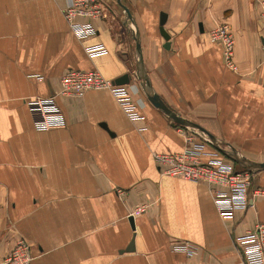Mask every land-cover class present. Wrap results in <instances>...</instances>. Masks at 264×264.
Segmentation results:
<instances>
[{
  "label": "crops",
  "instance_id": "0c3cea01",
  "mask_svg": "<svg viewBox=\"0 0 264 264\" xmlns=\"http://www.w3.org/2000/svg\"><path fill=\"white\" fill-rule=\"evenodd\" d=\"M73 1L0 0V259L24 238L32 264H245L236 239L264 222V199L219 213L206 183L162 174L154 155L182 152L191 133L205 144L203 161L224 156L146 98L118 1L98 0L100 17L77 19L96 29L83 39L64 16ZM120 1L160 97L264 162L263 0ZM222 25L234 37L237 70L210 36ZM95 45L107 53L89 57L86 48ZM71 69L95 70L115 83L130 75L126 86L142 118L131 119L108 90L60 95ZM51 95H58L67 126L37 131L27 101ZM254 185L264 188V170ZM140 207L133 229L129 219Z\"/></svg>",
  "mask_w": 264,
  "mask_h": 264
},
{
  "label": "built area",
  "instance_id": "2783aa9c",
  "mask_svg": "<svg viewBox=\"0 0 264 264\" xmlns=\"http://www.w3.org/2000/svg\"><path fill=\"white\" fill-rule=\"evenodd\" d=\"M264 3V0H263ZM101 5L98 0H74L65 10L64 16L73 32L81 39L96 33L90 23L77 22L79 17H100ZM211 38L222 46L227 65L237 70L234 62L235 41L227 25L219 26L211 32ZM89 57H97L107 53L103 45L86 48ZM38 80L43 77L36 75ZM91 90H108L120 103L131 119H141L138 104L134 101L130 89L126 85L116 84L105 78L98 71L68 70L61 78L60 95L83 98ZM58 95L37 97L27 101L34 127L37 131L63 129L67 120L57 102ZM187 147L179 153H157L154 162L162 169V174L193 182L206 183L212 193L213 201L219 213L234 210H246L255 200L264 199V188L255 187V173L238 170L226 157L203 161L204 145L194 134L186 136ZM219 154H221L218 151ZM145 207L136 209L132 216L144 213ZM245 264H264V222H259L255 229L236 239ZM175 250H186L185 246H176ZM31 245L26 239H20L15 248L0 259V264H32Z\"/></svg>",
  "mask_w": 264,
  "mask_h": 264
},
{
  "label": "water",
  "instance_id": "95a60500",
  "mask_svg": "<svg viewBox=\"0 0 264 264\" xmlns=\"http://www.w3.org/2000/svg\"><path fill=\"white\" fill-rule=\"evenodd\" d=\"M118 3L122 6L124 9V12L127 16L126 20L129 22V29L132 33V37L136 43V76L141 81V87L144 91V94L146 98L150 101V103L157 109L161 110L164 114H166L172 121H174L176 124L185 127L187 129L193 128L195 130H198L202 133V136L204 139L210 143L217 151H219L222 155L226 156L231 161L237 163L238 165L242 166L243 168L250 170L254 173L260 172L264 170V162H256L253 161L240 152H238L235 148H233L231 145H229L227 142L223 140H219L216 137H214L211 133H209L206 129H204L202 126H200L197 123H194L190 120L185 119L180 114L175 112L161 97L160 95L153 89L152 84L150 82L148 73L146 71L145 65H144V59L142 54V46L140 41V35L139 31L137 29V26L134 22V19L129 11V9L122 5L120 0H117ZM166 21V15L161 14V33L164 36L166 40H169V35L164 30L163 26ZM201 27V26H200ZM202 28V27H201ZM130 75H124L116 80V84L119 85H128L130 83ZM224 147H227L228 149H225ZM130 224L133 229H135L134 224V217H130L129 219ZM134 241L131 242V245L128 252H131L134 250Z\"/></svg>",
  "mask_w": 264,
  "mask_h": 264
},
{
  "label": "rangeland",
  "instance_id": "374dc122",
  "mask_svg": "<svg viewBox=\"0 0 264 264\" xmlns=\"http://www.w3.org/2000/svg\"><path fill=\"white\" fill-rule=\"evenodd\" d=\"M190 129V131H194L195 133H197V135H202V133L201 132H199L198 130H195V129H193V128H189ZM225 149H226V147H224ZM220 155H222V154H220ZM222 156H224V155H222ZM224 157H226V156H224ZM227 158V157H226ZM228 159V158H227ZM231 161V160H230ZM234 165H235V167L238 169V170H242V169H245V168H243L242 166H240V165H238L237 163H235V162H233V161H231Z\"/></svg>",
  "mask_w": 264,
  "mask_h": 264
}]
</instances>
